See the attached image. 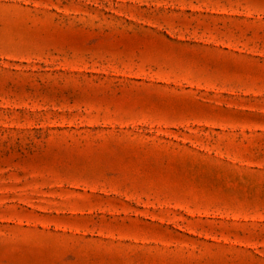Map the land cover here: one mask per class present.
<instances>
[{
	"label": "rangeland",
	"instance_id": "rangeland-1",
	"mask_svg": "<svg viewBox=\"0 0 264 264\" xmlns=\"http://www.w3.org/2000/svg\"><path fill=\"white\" fill-rule=\"evenodd\" d=\"M0 264H264V0H0Z\"/></svg>",
	"mask_w": 264,
	"mask_h": 264
}]
</instances>
